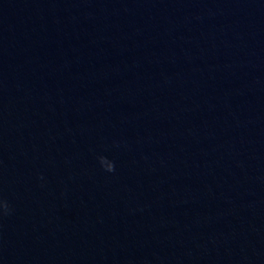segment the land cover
<instances>
[{
  "label": "water",
  "instance_id": "water-1",
  "mask_svg": "<svg viewBox=\"0 0 264 264\" xmlns=\"http://www.w3.org/2000/svg\"><path fill=\"white\" fill-rule=\"evenodd\" d=\"M0 264H264V0H0Z\"/></svg>",
  "mask_w": 264,
  "mask_h": 264
}]
</instances>
